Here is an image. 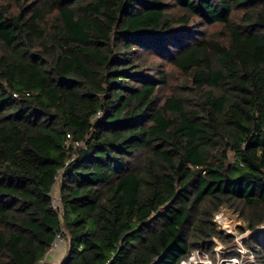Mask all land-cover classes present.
<instances>
[{"label":"trees","instance_id":"1","mask_svg":"<svg viewBox=\"0 0 264 264\" xmlns=\"http://www.w3.org/2000/svg\"><path fill=\"white\" fill-rule=\"evenodd\" d=\"M13 3L0 5V264H38L60 231L59 264H179L226 238L223 207L264 264V0ZM147 58L178 73L176 90L161 93L168 72Z\"/></svg>","mask_w":264,"mask_h":264},{"label":"built area","instance_id":"2","mask_svg":"<svg viewBox=\"0 0 264 264\" xmlns=\"http://www.w3.org/2000/svg\"><path fill=\"white\" fill-rule=\"evenodd\" d=\"M54 191L55 192L51 198L52 208L56 209L59 213H62L60 198L57 190L54 189ZM223 220V214L221 211H218L212 217L213 224L218 228L222 235L232 238V240L229 239V243L223 244L219 238L212 237L208 244L202 242L201 244H203V247H200V244L197 248L191 251L187 257L180 260L179 264H260L256 258L255 252L248 247V241L254 231H251L252 234H248V232H250L249 229H246L242 233H239L237 229L232 230L230 227L225 229V226L222 225ZM262 229H264V225L257 228L256 231ZM63 240L64 237L60 231L56 234L50 251L56 250L63 245ZM207 248H212V251L215 253V263L212 261L210 253L206 250ZM59 263L60 262L57 264ZM38 264H47L46 255L39 260Z\"/></svg>","mask_w":264,"mask_h":264},{"label":"rangeland","instance_id":"3","mask_svg":"<svg viewBox=\"0 0 264 264\" xmlns=\"http://www.w3.org/2000/svg\"><path fill=\"white\" fill-rule=\"evenodd\" d=\"M6 3H10L12 5L14 4L13 3V0H0V5H3V4H6ZM198 29L201 32L203 31V32L207 33L208 36H210L211 34H213L216 31H219L220 30V28H218V27H212V26H201ZM147 61H148V63H150V62H152V63H158V65H160L162 69H164L166 72H168V75H169V77H168V84H167L166 87H163L162 88L161 93H163V94H169V93L173 92L174 90H176V85L181 81V77L178 75V73L175 70H173L167 63H163L162 61H160V60H158L156 58H152V59H148L147 58ZM54 189L57 190L56 187ZM220 211L223 214V219L224 220H223V224L222 225L225 226V229H227L228 227H230V229H232V230L233 229L234 230L237 229V231H239V233H242L246 229L248 230V228L246 227L245 221L238 215V213L232 211L231 209H229L227 207L221 208ZM262 230H264V229H262ZM256 232H258V230ZM248 234H252V232L250 231V232H248ZM229 239L232 240V238H229V237H226L224 240H222V239L219 238V240L222 241L223 244L229 243L230 242ZM201 243L202 242H199L198 246ZM62 244H63V245H61L62 252H67L68 247H69V240L66 239V238H64ZM200 247H203V244H201ZM206 250L210 253L211 259L215 263L216 256H215V253L212 251V248H207ZM61 259H60V257H57L56 258V262L53 263V264H57L58 262H60ZM47 264H50V263H47Z\"/></svg>","mask_w":264,"mask_h":264},{"label":"crops","instance_id":"4","mask_svg":"<svg viewBox=\"0 0 264 264\" xmlns=\"http://www.w3.org/2000/svg\"><path fill=\"white\" fill-rule=\"evenodd\" d=\"M66 252H62L61 246L58 247L56 250H52L46 254L47 257V263L53 264L56 262V258L60 257L63 258ZM62 260V259H61Z\"/></svg>","mask_w":264,"mask_h":264}]
</instances>
